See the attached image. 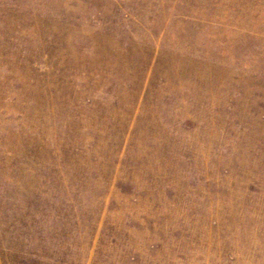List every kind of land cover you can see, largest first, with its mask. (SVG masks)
I'll return each mask as SVG.
<instances>
[{
  "label": "rangeland",
  "instance_id": "obj_1",
  "mask_svg": "<svg viewBox=\"0 0 264 264\" xmlns=\"http://www.w3.org/2000/svg\"><path fill=\"white\" fill-rule=\"evenodd\" d=\"M0 264H264V0H0Z\"/></svg>",
  "mask_w": 264,
  "mask_h": 264
}]
</instances>
